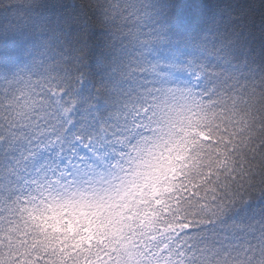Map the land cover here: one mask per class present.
<instances>
[{"label": "trees", "instance_id": "obj_1", "mask_svg": "<svg viewBox=\"0 0 264 264\" xmlns=\"http://www.w3.org/2000/svg\"><path fill=\"white\" fill-rule=\"evenodd\" d=\"M0 264H264V0H0Z\"/></svg>", "mask_w": 264, "mask_h": 264}, {"label": "rangeland", "instance_id": "obj_2", "mask_svg": "<svg viewBox=\"0 0 264 264\" xmlns=\"http://www.w3.org/2000/svg\"><path fill=\"white\" fill-rule=\"evenodd\" d=\"M140 178L138 173L130 176L116 168L114 171L108 169L99 174L93 166L91 171H76L72 178L54 183L49 201L61 206L74 204L81 214L99 207L116 210L117 202H128L133 194L139 192Z\"/></svg>", "mask_w": 264, "mask_h": 264}]
</instances>
